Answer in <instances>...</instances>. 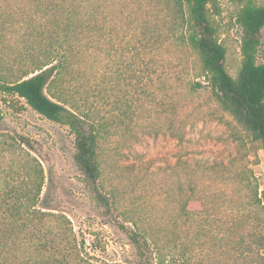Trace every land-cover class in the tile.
I'll list each match as a JSON object with an SVG mask.
<instances>
[{"label": "trees", "instance_id": "trees-1", "mask_svg": "<svg viewBox=\"0 0 264 264\" xmlns=\"http://www.w3.org/2000/svg\"><path fill=\"white\" fill-rule=\"evenodd\" d=\"M30 1L40 21L31 19L19 39L27 46L21 62L0 59V91L70 128L75 163L106 214L117 211L133 225L131 241L140 251L152 247L155 264H264V189L248 154L229 163L178 158L161 211L152 208L154 197L135 195L124 205L120 184L128 171L148 169L125 171L120 164L128 153L138 155L148 136L187 139L175 123L179 88L184 82L195 91L202 83L181 76L192 70L176 56L182 46L200 64L196 77L264 152V62L258 61L264 6L250 1L237 14L242 58L234 77L215 21L218 0ZM24 143L0 132V264H99L71 219L43 204L47 173ZM213 181L232 190L213 194L207 188ZM129 183L134 194L139 184Z\"/></svg>", "mask_w": 264, "mask_h": 264}, {"label": "rangeland", "instance_id": "rangeland-1", "mask_svg": "<svg viewBox=\"0 0 264 264\" xmlns=\"http://www.w3.org/2000/svg\"><path fill=\"white\" fill-rule=\"evenodd\" d=\"M250 1L264 6V0H218L220 14L215 16V21L221 41L227 48L226 68L234 77L242 58L241 28L236 18L241 8ZM31 19L40 21L30 0H0V26L4 25L5 28L0 45V59L3 62L15 64L22 61L21 53H25L27 46L19 39L29 32ZM175 53L183 68L192 66L190 72H180L184 81L202 83V87L195 91L190 90L184 82L179 88L181 105L175 123L183 127L187 139L179 141L169 134L148 136L136 147L139 156L128 153V157L120 160L125 171L132 166L148 168L138 175L136 173L139 171H128L124 175V184L120 183L124 205L137 195L145 197L147 202L150 197H154L152 208L160 211L165 208L166 203L162 198L166 196L167 188L170 190L176 182V173L180 169L175 164L181 157L189 161L201 158L209 162L229 163L241 158L242 154H248L249 164L262 191L264 152L260 143L251 141L243 128L216 101L205 79L196 77L201 69L195 54L186 46L176 48ZM258 61L264 62V28L260 33ZM0 132L17 135L40 159L47 173L43 204H48L54 212L65 213L71 219L79 241L84 242V250L95 262L155 264L156 252L152 247L144 246V251H140L131 241L133 225L117 211L113 215L106 214L93 188L75 163L76 138L68 126L42 116L25 99L0 91ZM240 166L241 162H238L237 167ZM193 176L197 178L198 171L194 170ZM131 180L139 184L134 194L129 183ZM207 188L213 194H219L222 189L232 190L231 186L226 187L218 181H213ZM220 205L225 204L221 202ZM214 217H224L223 212H218ZM223 260L220 259L222 264H228Z\"/></svg>", "mask_w": 264, "mask_h": 264}]
</instances>
